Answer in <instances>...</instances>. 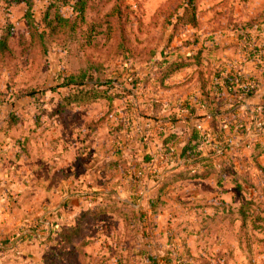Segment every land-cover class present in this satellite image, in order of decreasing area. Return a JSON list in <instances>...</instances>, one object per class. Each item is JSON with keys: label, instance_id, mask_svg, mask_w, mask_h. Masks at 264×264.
Instances as JSON below:
<instances>
[{"label": "rangeland", "instance_id": "rangeland-1", "mask_svg": "<svg viewBox=\"0 0 264 264\" xmlns=\"http://www.w3.org/2000/svg\"><path fill=\"white\" fill-rule=\"evenodd\" d=\"M10 1L0 0V264H264V125L242 147L240 131L208 133L198 169L133 211L176 168L162 163L176 111L231 71L219 49L247 46L251 29L237 23L264 24V0ZM187 57L165 84L153 80ZM88 93L99 96L68 103ZM144 159L151 183L131 187L127 169Z\"/></svg>", "mask_w": 264, "mask_h": 264}, {"label": "crops", "instance_id": "crops-1", "mask_svg": "<svg viewBox=\"0 0 264 264\" xmlns=\"http://www.w3.org/2000/svg\"><path fill=\"white\" fill-rule=\"evenodd\" d=\"M237 24L238 27H247V29H251L247 30L250 33L248 37V43L247 46H244L241 40L240 42H238L237 39L231 38L230 40H227L228 42L231 41L230 44L227 42V45L223 44L220 47L219 50L225 53L227 56L231 57V59L234 61L231 67L232 69H230L231 71L227 69L226 71L225 69L222 70V77H226L227 74L225 72H230L229 74L234 77V79H252L256 84V88L253 92L250 93V95L243 96L242 94L245 93L239 90L236 84L235 91H237V95L234 92L233 98H231L232 96L230 97L228 95V91L226 90V88L222 87L221 89L216 90L214 92V96L215 98H217L218 102H222L217 110L221 112L227 111L233 101L238 103V106L235 109L236 112L234 117H232V115L230 114H220L216 116V120L213 119L212 115L206 109V103L201 93L195 95L194 97L188 98V103H185L184 106L186 108H184L181 112H179L178 110L175 113V120H181L176 122L174 121V124H172V126L170 125L169 127L170 130L165 133L168 135H174L171 141V145L173 147L174 155L176 158L181 153L183 146L187 145L190 142V135L197 127V125H201V127L207 133H213L215 135H220V133H222V136L228 134L229 132L241 131V127H243L245 131H248V135H250L251 133L249 131L252 128L251 126L256 129L254 127L253 118H258V116L255 115V110L260 106H264V24L253 26L254 24L256 25L253 17H249L246 20L245 24L243 22H238ZM220 91L221 93H218ZM173 111L175 110L173 109ZM162 121L163 123L168 122L164 119ZM231 121L235 124H231ZM178 127L183 128V134L179 135V133H177L176 130L178 129ZM144 130L145 129L141 126L136 130V132H138L139 135H143L142 132H144ZM255 131L258 132L260 130ZM248 141L249 140L246 138V143ZM146 153L149 154V152ZM173 161L175 162L174 164L176 166V169H181L179 160L173 159ZM146 170L147 175L154 173V169L149 168ZM149 177L150 176H148L146 182V184L148 185L151 183V181H148ZM125 181L127 183H130L129 179L126 177ZM161 181L162 179L160 181L157 180L155 186L157 183L158 185H160ZM155 186L153 188H155ZM147 192L149 193L150 190ZM144 195H146V197L144 198L142 203L145 201L147 203L150 198L145 192Z\"/></svg>", "mask_w": 264, "mask_h": 264}, {"label": "trees", "instance_id": "trees-1", "mask_svg": "<svg viewBox=\"0 0 264 264\" xmlns=\"http://www.w3.org/2000/svg\"><path fill=\"white\" fill-rule=\"evenodd\" d=\"M10 4H13V5L26 4V5H28L29 3L27 0H11ZM192 10H193V8H192ZM28 17H29V14H28ZM192 17H193L192 21L194 22L195 21V15H192ZM30 19H31V15H30ZM7 39H8V35H6L2 39H0V49L1 50H3L5 48ZM179 59H181V60H179ZM195 59H196L195 57H187L184 59H182V58L168 59L167 62L164 63V65L167 67L158 69V72H155V74L152 75L153 80L157 81L159 85H163V84H165V81L172 76V74H174L177 71L187 69L188 67H190L192 65L191 61H193ZM196 65H199V61L196 63ZM75 80L76 79H74V78H69L68 81H66L65 86H67V85H71V86H77L78 85L79 86V83H77ZM236 82H238V78L234 79V77L229 75L223 79L216 80L215 83H212V81H211V86L209 88H207L206 83H204L203 86L201 87L200 91H201V94H202L204 101L206 103L205 107L208 110V112L212 115L213 119L216 120V116H218L220 114H225V115L230 114V115H232V117L235 116V112H236L235 109L237 108L238 103L233 101L232 104H230V107L227 111L221 112V111L217 110V108L222 104V102L217 101V98H215V96H214V92L223 87V88H226V90L228 91V95L230 97L232 96L231 98H233V96H234L233 93L235 92V94H236V92H237V91H235V86L237 84ZM218 93H221V91ZM242 95L248 96V95H250V93H246V94H242ZM98 96H99L98 93H95L93 95L88 93L85 96L80 97V98L78 96H73L70 99H68L69 100L68 103L70 105L76 104V106H79L81 104H90V103L94 102V100H96L98 98ZM263 124H264V119H263ZM240 130H241L240 132L243 134L242 135L243 138L240 140V142L242 143L240 146L242 147V146H245V144H246V138H244V137L248 135V131H245V129L243 127H241ZM220 135H222V133H220ZM173 137H174V135H171V134L168 135V137L164 140L163 144L167 145L169 141L171 144ZM198 138H199V132L195 128L190 135V142L187 145L183 146L181 153L178 155L177 158L175 157L173 150L169 153V157L171 158V160H173L174 157H175V159L179 160L180 166L183 169L180 172H183L185 170H186V172L176 174V173H174V172H176L175 171L176 168L172 169L173 170V171L171 170L172 173L161 181V184H160L161 187L158 190H156V196L157 197L155 196L156 198L154 197L155 198L154 200L153 199L148 200L147 205H149L150 208L154 209V207L159 205V203L161 201H163V202L165 201V199L163 198L164 194H165L164 189L167 187V181L170 178H173L175 176L174 179L172 180V182H173V181H178V179H180V177H183V178L188 177L189 176L188 170H190V168L192 169L194 167H197V165L203 163V161L205 160L204 159L205 157H200L199 152L197 151V141H198L197 139ZM224 148H225V146L222 147V149H224ZM210 153H211V151H210ZM147 162H148V160L144 159V161L140 164L141 167L135 171H132V173H130L127 169V174H129V176H133L132 180L128 178L130 183H131L130 184L131 187L136 185V184H146V182H147V177H146L147 176V170L144 168V163H147ZM172 162H174V161H172ZM137 166H139V165H137ZM206 170H208V169H206ZM211 172L212 171H210V170L205 171V172L202 171L200 173H197V175H195V176H191V178H194V179L207 178L210 175L212 176ZM161 175H164V174H161ZM145 197H146V195L143 194L142 196H140L138 198V204L136 205V209L133 210L134 212H137L139 210V208L142 204V201L144 200ZM136 214L137 213H135L134 215H129V214L127 215V213H125L122 215L123 216L122 220L131 218L134 221H136V220L142 221L144 219H147L146 216L145 217H143V216L137 217ZM119 252H121V248H118L117 253H119ZM121 258L122 257H119L118 264H120Z\"/></svg>", "mask_w": 264, "mask_h": 264}, {"label": "built area", "instance_id": "built-area-1", "mask_svg": "<svg viewBox=\"0 0 264 264\" xmlns=\"http://www.w3.org/2000/svg\"><path fill=\"white\" fill-rule=\"evenodd\" d=\"M238 77H240V76H238ZM237 87L239 90H241L243 93L246 94V93L253 92L256 88V84L252 79H239L238 78ZM255 115L258 116V118L257 117L253 118L254 126L256 128H261L264 125L263 124L264 106H260V107L256 108ZM196 130L199 132V141L197 144V146H198L197 151L201 152L205 148V145L207 144V139L210 135H208V133L202 129L201 125H197ZM220 143H221V141H220ZM216 144L218 145V142H216ZM162 159H163L162 163L167 164L169 162V153H167V155ZM195 169H198V167H195ZM192 170H194V169H192Z\"/></svg>", "mask_w": 264, "mask_h": 264}]
</instances>
